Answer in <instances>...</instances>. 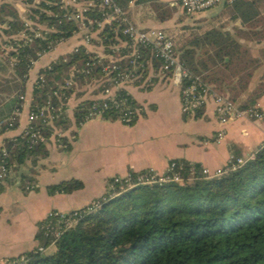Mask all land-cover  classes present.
Instances as JSON below:
<instances>
[{"label": "trees", "instance_id": "trees-1", "mask_svg": "<svg viewBox=\"0 0 264 264\" xmlns=\"http://www.w3.org/2000/svg\"><path fill=\"white\" fill-rule=\"evenodd\" d=\"M128 1L113 0L122 8ZM145 1L149 0H134V3ZM259 1L237 0L221 7L227 10L231 21L238 22L232 33L213 28L175 46L178 59L191 74L198 75L231 101L246 88L253 70L262 62L252 57L238 40L259 43L264 39V16L259 10ZM175 3L178 7V2ZM149 4L159 23L168 18L163 11L170 9L166 3L151 0ZM162 8L163 16H157ZM29 12L48 30L40 31L39 37L28 31L13 8L6 4L0 6V31L6 37L2 43L9 46L6 51L1 50L0 120L20 110L19 96L25 93L32 62L48 50L49 43L69 38L77 30L75 22L67 19L74 15L73 9L59 4V0H40ZM85 14L100 19L96 7ZM99 37L101 45L119 38L113 26L106 25ZM141 53L143 59L149 58L153 67L157 66L148 49ZM89 55L84 45H77L38 70L31 87L29 108L34 110L46 101L61 106V112L50 124L41 118L32 124L43 138L48 137L53 128H67L69 120L63 109L73 87L61 86L71 65L77 69L73 81L86 79L78 70L85 67ZM261 56L264 60V49ZM262 95L264 69L256 85L238 105H254ZM117 96L126 97L131 105H136L124 90H119ZM91 99L82 100L74 107L75 125L92 103ZM117 114L112 108L108 109L103 119H117ZM57 141L65 149L68 147L65 137H57ZM41 147L39 140L29 146L27 135L4 138L0 161L9 168L41 151ZM193 164L198 169V164ZM33 173L31 170L30 174ZM135 174L129 173L131 179ZM28 179L23 174L21 181ZM120 183L123 182L111 179L108 190L94 199L96 207L86 212L81 211L84 207L78 209L75 223L54 240L52 252L37 250L38 246H49L51 238L43 233L42 219L34 235L37 246L5 259V264H264V141L235 169L215 176L205 177L196 172L181 182L136 184L124 189H120ZM80 186V181L71 179L48 186V191L70 192Z\"/></svg>", "mask_w": 264, "mask_h": 264}, {"label": "crops", "instance_id": "crops-1", "mask_svg": "<svg viewBox=\"0 0 264 264\" xmlns=\"http://www.w3.org/2000/svg\"><path fill=\"white\" fill-rule=\"evenodd\" d=\"M131 22L140 29H160L161 25ZM77 45H84L80 38H67L32 62L25 81L24 102L13 126L0 132V146L4 138L18 135L27 124L31 87L38 70ZM76 90L64 103L67 128H53L43 138L41 151L30 154L22 163H13L0 183V262L37 246L34 235L50 210L66 212L85 206L108 190L112 177L145 169L162 172L170 160L213 170L230 157L251 155L264 138V116L237 119L221 126L211 100L193 113H183L178 89L151 73L126 87L140 107L131 124L114 118H92L75 125L74 107L98 96L76 94ZM255 105L264 106V95ZM221 127L223 136L216 138ZM60 136L66 138V149L57 141ZM23 174L29 177L27 181H21ZM71 179L80 181L81 186L70 192L48 191V186Z\"/></svg>", "mask_w": 264, "mask_h": 264}, {"label": "built area", "instance_id": "built-area-1", "mask_svg": "<svg viewBox=\"0 0 264 264\" xmlns=\"http://www.w3.org/2000/svg\"><path fill=\"white\" fill-rule=\"evenodd\" d=\"M128 1L127 5L131 3ZM237 0H178V8L187 16H193L205 11L213 10L218 7L228 6ZM100 13V19L92 22L96 29H102L103 26H113L117 31L119 41L117 46H112L109 51V57L105 58L101 55L90 53L86 58L85 67L78 72L83 74L82 77L94 79L100 76L101 90L98 96L92 97V103L87 106V110L82 118L78 121V125L92 119L104 118L106 110L111 109L117 111V120L122 123H129L138 114L139 105H131L126 97H118L117 92L124 90L129 94L126 87L136 81L146 78V74L151 73L166 80L179 91L180 110L183 113H193L203 107L208 100L214 105V112L218 123L223 126L226 123L237 119H262L264 116V106L250 105L240 107L237 103L231 101L223 94L217 92L211 85L204 82L198 75L191 74L183 63L178 59L175 45L162 30L159 29H140L135 27L133 23L125 16L124 8L118 6L113 0H96L92 4ZM69 20L76 22L79 15L75 14L67 17ZM25 25V23H24ZM26 26V25H25ZM78 29V27H77ZM101 31V30H100ZM40 35L34 33V37ZM121 38V39H120ZM123 38V39H122ZM76 47V46H75ZM73 47V50L75 49ZM148 49L157 62V66L153 67L151 60L143 59L141 51ZM146 53L144 54L145 57ZM75 65L69 68V74L74 76L76 71ZM69 76V75H68ZM69 79V80H68ZM65 79L61 87L70 85V77ZM55 94V92H53ZM19 99H23L22 95ZM19 111L14 112L11 116L0 120V129H8L13 126L15 116ZM61 112V106H53L46 101L43 105L30 109L27 107L26 121L27 124L23 129V135L28 136L29 146L33 145L36 140L42 141L43 137L38 129L33 128L32 124L35 120L41 118L45 123H50L54 116ZM105 112V113H104ZM223 136V128L216 131V138ZM264 141V138H263ZM246 158L230 157L226 163L213 170L198 165V169L193 163L178 160L168 161L162 172L153 169H145L136 172L134 178L131 179L129 173L123 177H112L113 182L122 181L120 189L130 187L136 184L163 183L167 181L181 182L184 177H191L196 172H200L205 177H211L222 172L233 170ZM9 168L4 161H0V183L6 178ZM97 201L92 200L81 209L82 212L89 211L96 207ZM78 208V209H80ZM78 209L62 212L58 210H50L43 218V233L50 238V244L67 228L71 227L79 215ZM46 248L41 246L37 250L44 252ZM5 264V260L3 263Z\"/></svg>", "mask_w": 264, "mask_h": 264}, {"label": "rangeland", "instance_id": "rangeland-1", "mask_svg": "<svg viewBox=\"0 0 264 264\" xmlns=\"http://www.w3.org/2000/svg\"><path fill=\"white\" fill-rule=\"evenodd\" d=\"M151 1V0H149ZM149 1L145 2H139L138 4L134 3V0L131 1L128 6L124 8L125 10V16L127 19H131L132 21L136 22L137 24H146L148 26L159 24L158 18L156 17L155 13L152 11ZM156 2H161L159 0H152ZM40 0H32L31 4L27 3V0H0V6L2 5H9V7L13 8L20 19L25 23V25L28 28V31H32V33L38 34L41 36L40 31H48L46 26L43 24H39L36 22L37 17L36 15L33 17L31 13L29 12L33 6L38 5ZM96 2V0H59V4L63 6H69L73 9L74 13L79 15V19L75 22L78 29L76 32H74L69 38H80L82 42L84 43L85 49L87 52L94 53L96 55H101L105 58H102L103 60L107 59L109 57L108 51L112 49V46H117L119 41L113 40L110 44L101 45V38L100 36V30L99 28H95L92 24L93 21L96 20V17H89L85 16L86 12H88V9L93 8L92 4ZM167 8H170L169 11L159 10V15L163 16V11H165L164 14L168 16L159 26V30H162L169 38L172 39L175 46L179 45L181 42H184L185 40L191 39L196 35H201L204 32L210 30V29H221L223 31L233 32V27L238 26V22L231 21L229 19V13L227 10L222 9L221 7H218L213 10L205 11L197 15L193 16H185L181 13L180 9L176 6L175 1H170L167 4ZM259 10L261 12V15L264 16V0L259 1ZM162 12V13H161ZM85 14V15H84ZM97 16V15H96ZM29 17H32L33 20H29ZM130 20V22H131ZM132 23V22H131ZM134 25V24H133ZM135 27H137L135 25ZM151 29V28H150ZM157 29V28H155ZM20 38V36H19ZM6 39L5 35L2 34L0 31V59H2L3 54H1V50L4 49L6 51L8 47H6L2 41ZM67 39V38H66ZM65 40V39H63ZM57 41L56 43L52 42L49 43V48L47 51L51 50L52 48L57 45V43L63 41ZM239 42L243 47H246L249 54L252 57L258 58L259 60H262L260 66L253 70L252 75L250 79L248 80V83L246 84V88L238 93V95L235 97V100L233 102L239 104V102L243 101L250 92V90L253 89V87L256 85L258 81V76L260 75L261 71L264 69V60L261 56L262 50L264 49V39L261 40L259 43H255L250 40H242L238 39ZM44 51L41 54L47 52ZM40 54V55H41ZM39 55V56H40ZM38 56V57H39ZM69 76L66 78L70 79V85L68 87H73L72 90H79L75 91L76 94L86 92L87 94L95 93L99 94L101 90V83H100V76H95L94 79L84 78L85 80H72L74 78L73 75L68 74ZM69 80V79H68ZM94 94V95H95ZM23 99H21V105L24 102V96L22 95ZM94 97V96H93ZM19 113V112H18ZM16 117V116H15ZM51 123V121H50ZM48 123V124H50ZM23 130L19 133L23 135ZM53 250V246L49 245L44 250V253H50ZM4 261H1L3 263Z\"/></svg>", "mask_w": 264, "mask_h": 264}]
</instances>
